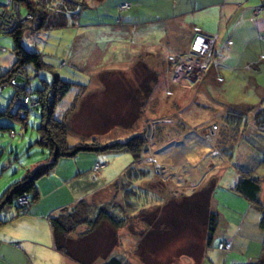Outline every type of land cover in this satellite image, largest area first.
Returning a JSON list of instances; mask_svg holds the SVG:
<instances>
[{"label":"rangeland","instance_id":"374dc122","mask_svg":"<svg viewBox=\"0 0 264 264\" xmlns=\"http://www.w3.org/2000/svg\"><path fill=\"white\" fill-rule=\"evenodd\" d=\"M108 1L101 3V6L108 5ZM162 4L163 0H157L154 11L157 10L156 13L158 15L162 12L158 6ZM125 6V4L121 5L120 9ZM134 6L133 4L132 7ZM115 9L118 14V5H115ZM25 11L26 9L22 7L23 16ZM99 11H103V7H99ZM138 13L145 15L150 12L140 9ZM97 14L98 10L96 9L89 11L83 15L77 27L68 30L41 31L34 35L27 30V33L20 40L21 45L28 52L37 51L41 53V58L45 63L49 64L50 71L46 69L36 70L32 64H28L25 65V69H18V71L12 72L9 80H15L17 85L8 84L9 81L0 83V88L3 85L6 86L0 93V110H12L13 114H16L17 111L22 113V107L16 106L15 100L18 97H32L34 90L43 88L42 80L45 79L50 82L54 73H58L61 78L67 81H75L82 84L92 81L88 88L85 89L86 93L89 91L82 106V111L85 115L80 113V117L73 119L74 127L72 132L75 135H73L74 138L68 137V140L74 141V143L87 141V139L89 141L94 139L99 143L123 142L133 134H136L137 128L146 131L145 136L148 139V148L140 165L147 166L149 178L154 181L152 185L157 189L158 196L162 198V201L151 211L154 214H159L158 220H160L161 226H168L166 221L172 226V230L161 233L163 240L161 242L170 244L173 249L172 251L161 253L163 255L161 257L175 259L180 254L179 251L189 253L190 250L193 251L192 248L201 243L205 233V208L200 203L183 201L174 192L189 194L190 191H198L200 189L196 183H202L201 187H203L209 181H212L213 188L215 185L212 193L218 203L217 212L221 218L212 246L209 249V259L214 260L216 264H228L233 255L232 253L241 255L243 252L244 255H253L254 245L260 246L262 238L261 235L259 240H256L259 228H255V225H253L255 222L253 213L258 216V225L261 214L257 209L254 210L253 208L248 211V202L235 192L232 186L237 167L251 163L256 155H262L261 152L264 153V134L256 132L252 124H247L244 133L235 134L223 126L222 115L224 116L231 110L235 111L232 104L246 102L254 105L259 102L260 99L256 98V92L252 91V89L255 90L254 87L244 79H241L243 73L253 76L254 71L251 69L239 71L235 68L230 72L223 67L217 69L219 75L216 74L210 77L211 73L208 70L207 80L198 85L199 80L205 76L207 65L211 61L210 52H208L206 56L198 57L200 61L202 59L206 60L205 67L202 68L201 64L200 70L197 69L195 76L186 73L185 76L180 78H188L193 82L198 81L197 85L187 81L180 84V79L174 82L171 75L170 80H168V74L158 72L161 77L154 73V76L152 75L153 83L148 88L145 86L142 77L144 74H141L144 67L140 71L137 68L134 70L136 61L125 63L123 59L126 58H123L118 51L111 54V59L108 54H105L101 61H98L97 57L92 58L99 50L109 52L108 46L101 44L87 45L77 57V64L85 55V58H90L89 63H95V66L90 67L91 65L85 63L82 68L78 67L77 69L71 61V57L77 49L74 40L82 36V32L85 30L95 29V24L98 23L96 22ZM187 16L191 17L190 21L192 22L193 16L191 14ZM30 19L31 16L28 15L27 18L21 21L20 25L28 23ZM87 21L94 25L87 28ZM200 21L209 25L212 29L210 34L215 35L219 25L218 20L216 25L210 16L202 18ZM159 22L148 23L149 28L144 27L145 24L138 26L139 30L146 32L145 41L151 43L159 42V36L162 35L163 30L161 29L163 22ZM149 29L155 30L157 34H151ZM69 30H72V32ZM14 31L12 30L7 34L0 33V76L10 70L15 58L12 51L13 36L11 35ZM73 33L76 38L72 39ZM142 35L145 36L144 33ZM207 38L214 39L212 41L213 46L216 36H207ZM88 40V44L93 42V39ZM122 43L124 46L118 47L119 51H123L125 48L130 50L131 40H126ZM175 45L173 44V46ZM223 45L227 48L226 38ZM169 48L172 51L171 54H180L175 61L167 59L166 55L165 60L171 61L169 70L170 68L174 70L176 65L183 63V61L191 60L195 55L190 51L189 47L184 52L175 51L171 46ZM229 54L228 58L222 60L224 65H229L228 60L235 58L234 54ZM165 60H158L157 64L160 67V71L162 68H167L164 64L169 65ZM113 61L118 62L116 64V62L112 63ZM140 62L143 63L141 60ZM86 67L90 69L87 70ZM123 67L127 69H121ZM99 73L101 76H99ZM123 74H125L126 78ZM163 74H165V80H163ZM218 76L221 77L220 80L217 79ZM28 77L30 81H28ZM141 77L142 80H140ZM134 80L137 81H135V84L144 83V85L139 86L140 92L136 93L138 97L140 96L139 99L143 101L139 102V104L137 102L139 109H137L136 118H134L135 113L132 105L135 94L134 90L131 91L136 88V85L133 84ZM154 81L157 82L156 85H154ZM149 89L151 90L150 93ZM77 91L76 88L75 91L71 89L58 103L56 115L60 116L69 107ZM147 93L148 96L146 97ZM37 97H32L33 102L28 98V105L36 103L33 106L36 107L39 102ZM77 97L78 99H75V107L82 100L80 95ZM8 104L10 105L8 106ZM127 105L129 106L127 107ZM134 105H136V102ZM14 107L20 108L16 109ZM208 107L211 108L208 109ZM247 116L250 117L252 115L249 112ZM39 123V115L35 110L28 112L26 125L16 117L7 115L0 117V127H6L5 129L0 128V200L14 182L23 178L27 170L34 168L37 162H39L38 164L46 163L45 160L49 158V151L36 143L38 139L36 128ZM213 123L218 125L215 131L211 127ZM8 128L14 130V137H10ZM212 131L213 135L211 134ZM259 133L263 136L259 135ZM208 135H211L210 139ZM91 136H93V139H90ZM176 141H178L177 144H175ZM225 146L231 149V156L218 152L219 148L222 149ZM97 154H101L98 161L101 166L98 169L103 170L106 167L105 173L108 175L107 178H109L107 183L113 180V176L120 175L132 161L131 155L126 152L94 153L95 156ZM71 159L73 160L74 158ZM102 160L106 162L104 165ZM93 170L95 169L93 168ZM172 172L174 175H172ZM171 178L175 179L176 182L174 186L171 184V187L168 188L166 185L170 183H167V180H171ZM121 188H123V185L120 183L114 185L113 188L111 187V191L115 192V196L111 197L110 201H113V203L115 200L121 201L119 193ZM101 197L103 196L98 195V200H102ZM5 206L9 211L16 213L14 201ZM146 211L141 210L134 217H127L128 223L125 225L129 229H124L127 232H139L144 229L143 217L149 218L148 216L153 215V213L145 215V213H149ZM242 220L243 224L239 228ZM108 228V225L105 226L102 229L103 233H108L110 231ZM238 229L239 232H237ZM236 235L237 238L233 242V238ZM161 237L159 236L158 238L161 240ZM132 240V237H127L126 242L130 243ZM224 240H232V242L230 241L231 248L228 252L224 251L226 249L222 250L215 246L217 242ZM100 241L104 242V239L103 241L100 239ZM249 244L251 247L247 253L245 250ZM183 247L187 248V250L182 251ZM238 258L244 260L241 256ZM207 264L213 263L207 261Z\"/></svg>","mask_w":264,"mask_h":264},{"label":"crops","instance_id":"0c3cea01","mask_svg":"<svg viewBox=\"0 0 264 264\" xmlns=\"http://www.w3.org/2000/svg\"><path fill=\"white\" fill-rule=\"evenodd\" d=\"M105 2H107V0H83L73 4L72 7H75L74 11L79 13V18L72 27L61 29L68 30L77 27L83 15L93 9L98 10L96 19L98 23L95 24V29L90 31L87 29L82 32V36L77 38L74 33L72 34V39L74 37L76 38L74 42H76L77 49L72 55L71 61L77 69L78 67L82 68L85 63L91 65L90 67L95 66V63H89L90 58H85V55L77 64V57L87 45L101 44L108 46L107 49L109 52L99 50L98 53H95L92 58L97 57L98 61H101L105 54H108L111 59V54L117 53V51L123 58H126L123 59L125 63L143 61L148 67L147 70L143 68V72H141V74H144L142 77L146 87H150L153 83L150 70L153 76L155 73L159 75V77H161V75L158 72H164L168 74V80H170V65L161 62L167 68H162L160 71V67L157 64L158 60L166 59L170 46L173 50L178 52L186 51L194 34L193 28L196 27L198 31L205 36H216L210 50L211 61L207 65L205 76L199 80L198 85L207 80L209 71L211 77L216 74L219 75L217 69L223 67L230 72L235 68L239 71L251 69L254 71L253 76L243 73L241 79H244L254 87L255 90L252 89V91L256 92V98L260 100L264 98V0H163V4L158 6L162 11L159 15L156 13L157 10L154 11L157 0H109L107 3L108 5L101 6V3ZM123 3H130L131 9L118 10L117 14L115 5ZM133 4L135 5L134 7H132ZM99 7H103V11H99ZM140 9H144L150 13L142 15V13H138ZM189 14L193 16L192 22L190 21L191 17L189 18L187 16ZM208 16L213 18L215 25L218 20L219 25L215 35L210 34L212 29L209 25L200 21V19L205 17L208 18ZM156 21H160L159 23L163 22L161 25V29L163 30L162 35L159 36V42L151 43L145 41L146 32L139 30L138 26L145 24L144 27L149 28L147 24ZM92 25L94 24L87 21V28ZM69 31L72 32V30ZM39 32L40 31L37 33ZM149 32L153 35L157 34L153 29H149ZM142 33H144L145 36H143ZM34 34L36 33H33V35ZM225 38L227 48L223 45ZM88 39H93V42L88 44ZM126 40H131L130 50L125 48L123 51H119L118 47H123L124 44L122 42ZM173 44L176 45L173 46ZM229 53L234 54L235 58L228 60L229 65H224L222 60L228 58L230 55ZM213 61H215V63H213ZM114 62L117 64L118 61H113L112 63ZM167 64L169 63L167 62ZM111 65L115 66L113 64ZM115 67L120 68L119 66ZM89 69L87 68V70ZM121 69L127 68L123 67ZM55 74L59 79L67 81L61 78L58 73ZM165 74L162 75L164 78L163 80H165ZM99 76H101L100 73ZM123 76L125 77V74H123ZM142 77L140 80H142ZM217 79L220 80L221 77L218 76ZM184 81L193 82L188 78H182L180 79V84ZM68 82L74 84V88L71 89L75 91L76 88L78 91L75 95H80L82 99L75 108L76 114L70 118V124L73 128V119L80 117V113L84 114L82 106L89 94V91L86 93L85 89L88 88L92 81H88L85 84L75 81ZM197 82L193 83L197 85ZM144 83L135 84L134 82L133 84L140 86L144 85ZM156 84L157 82L154 81V85ZM171 84L174 85L173 83ZM138 90H140V87ZM138 90L136 92H138ZM133 101L135 103L136 99L134 98ZM233 105L252 104L238 102L232 104V106ZM204 108L207 107L205 106ZM210 108L211 107H208V109ZM223 112H225V110H223ZM135 115L137 117V114ZM212 125H214V123ZM137 129L136 134L143 131L139 130V128ZM72 131L73 130L70 131L68 137L74 138L73 135L75 134ZM90 139H93V137L91 136ZM69 142L74 143V141ZM177 143L178 141L175 142V144ZM94 153L96 152H82L76 154L74 157L59 158L53 169L36 182L38 197L28 205L26 214L18 215L17 212L9 211L6 206L1 210L0 218L5 222L0 225V264H81L66 257L54 247L49 217L57 215L60 209L71 207L81 199H85L89 203L93 201L104 203L115 196V192L111 191V187H114V182L123 174L126 168L120 175L113 176V180L107 183L109 178H107L108 175L105 173L106 167L103 170L93 171V165L100 160L99 155H101L97 154L95 156ZM71 158L74 159L72 160ZM260 159L263 161L264 156ZM257 161L259 162L260 160ZM38 163L39 162L35 165H40ZM104 163L106 162L103 161V165ZM256 163L255 161L252 164H247L254 173L261 171V168L257 169L259 164ZM36 166H34V168ZM172 175H174L173 172ZM259 175L263 179V173ZM234 176L235 182L237 179L236 172ZM153 182V179L149 178L139 184L144 192H141L142 194L135 198V203H137L141 209L150 208V210H154L159 203V198L161 197L158 196L157 189L152 185ZM175 182V179L171 178V180H167V183L170 184L166 186L170 188L171 184L174 186ZM174 193L176 194L177 192ZM98 195L103 196L101 197L102 200H98ZM260 199L264 206V180L261 181ZM248 206V211L250 208L256 210V208L249 203ZM253 220H255L253 224L255 228H259V234L256 240H259V237L262 235L260 241L261 245H254V250H252V252H254L253 255H244L243 252L241 255L232 253L233 255L228 264H258L259 260L264 264V234L258 225V216L254 213ZM242 224L243 220L239 228H241ZM124 228L128 227L125 225L123 228L116 231V244L109 249L107 253L108 244L103 242L97 243L95 240L90 243H83L78 246L79 248L76 245L74 247V251L76 252H74L75 255L80 260L91 259L90 264H104L107 257L109 258L114 254L126 258L127 262L123 264H207L206 258L208 257L209 259L208 254L212 242L208 245L206 241V232L204 233L201 243H198L197 246L192 248L193 251L190 250L191 252L189 251V253L179 251L180 254L175 259H167L161 256H163V252L172 251L173 246L161 242L163 241L161 233L167 232L164 226L155 229V232H152V238L149 239L145 236V238H142L138 231L127 232ZM237 232H239V229ZM159 236L161 240L158 238ZM127 237H132L133 240L127 243ZM236 238L237 235L233 238V242ZM230 241L232 242V240ZM250 247L249 244L245 252H249ZM183 248L182 251L187 250V248ZM197 252L202 253L200 257L197 255ZM240 256L243 257L244 260L238 258ZM209 262L216 264V262L211 259H209Z\"/></svg>","mask_w":264,"mask_h":264},{"label":"trees","instance_id":"16d2710c","mask_svg":"<svg viewBox=\"0 0 264 264\" xmlns=\"http://www.w3.org/2000/svg\"><path fill=\"white\" fill-rule=\"evenodd\" d=\"M21 8L26 9L25 14H29L31 19L28 23H22L18 25L11 35L13 36V48L14 61L12 67L9 71L0 76L1 82H8L11 73L18 71V69H25V65L32 64L36 70L46 69L49 70V64L45 63L41 58V53L35 51L33 53L28 52L22 45L21 39L24 34L27 33V30L33 33L38 31H53L61 30L64 28L72 27L79 18V13L74 11L75 7H72L73 4L79 3L83 0H14ZM125 4L126 6L120 9V6ZM118 5V10L129 9L131 6L129 3H123ZM119 10V11H120ZM196 28V27H195ZM195 34V32H194ZM172 51L169 50L167 53V59L171 55ZM169 65L171 61H167ZM144 67L147 70V66L138 61L134 66V70L137 68L139 71ZM50 71V70H49ZM171 76L172 69L170 68ZM138 73V72H137ZM151 75H153L150 70ZM51 81L43 79V88L34 90L33 98L36 96L39 100L36 107L27 108L22 107V113L19 111L16 114H13L12 110H0L1 116L16 117L24 125L27 124L28 112L37 111L40 119V123L37 126L36 130L38 132V139L36 143L40 146L45 147L49 151V158L46 163H42L31 170H27L26 174L20 180L14 182L8 191L0 200V212L6 204L15 201L16 197L25 194H28L30 201L28 205L35 201L38 197L36 182L43 176L47 175L55 166L57 160L61 157H74L78 153L82 152H96V153H110V152H126L129 153L132 157L131 163L127 166L123 174L116 179L113 186L116 184L123 185V188L119 189L121 201L115 200L107 201L104 203H97L96 201L87 202L85 199H81L76 204L71 207H64L60 209L57 215L49 217V224L51 227L52 238L54 247L70 259H73L81 264H90V260L79 259L75 255L74 247L77 245L80 246L83 243H90L92 241H97V243H102L100 239L108 244V250L106 253L116 244V231L121 229L127 224V217H134L136 214H139L141 210H147L146 214H152L150 208L144 209L135 203V198L141 195L144 191L139 184L149 179V169L147 166L140 165V162L144 158L145 152L147 150L148 139L145 136L146 131H142L138 134H133L126 141H112L106 143H99L94 139L92 141H83L77 143H70L68 141V135L72 130L70 124V118L74 116L75 113V99H78V95H75L73 102L70 103L69 107L62 113L60 116L56 115V107L58 103L66 96V94L73 87V83L59 79V77L54 73L51 77ZM28 81H30L28 77ZM136 80L133 81V83ZM31 86V82H30ZM32 87V86H31ZM139 86L132 89L134 90L136 105H134V113L137 114V109H139V102H143L136 95V91ZM150 88V87H148ZM147 88V89H148ZM140 92V90H138ZM151 90L149 89V93ZM141 95V94H140ZM148 96V93L146 97ZM138 102V104H137ZM11 104V102H9ZM8 104V106L10 105ZM129 105H127L128 107ZM235 111L227 112L223 117V126L226 127L229 131L235 134L244 133L247 124L253 125L256 129V132L264 134V98H262L258 104L254 105H233ZM16 108V107H14ZM20 107H17L18 109ZM13 109V108H11ZM238 111V112H237ZM250 112L252 116L248 117L247 114ZM134 114V118L136 115ZM248 120L249 123H248ZM215 131L218 127L214 123L211 127H214ZM5 129L6 127H0ZM9 129L10 137H14L15 132L13 129ZM213 131L211 134L213 135ZM255 132V134H257ZM263 136L262 134H260ZM258 135V136H259ZM93 137V136H92ZM211 135H209V139ZM218 139V138H217ZM222 151V152H221ZM220 153L224 155L231 156V149L229 147L219 148ZM264 156V153L261 152ZM216 155V151H215ZM260 154L254 157L253 162L259 164L257 169L261 168L260 172L254 173L247 164L240 165L236 169L237 179L234 182L232 188L237 192L242 198H244L249 204L253 205L261 214L259 221V227L264 234V206L260 199L261 191V181L264 180V159L261 161ZM262 156V157H263ZM257 160H260L259 162ZM95 163L93 165V168ZM156 169L155 166H153ZM99 170V169H98ZM97 171V170H93ZM263 173V179L259 174ZM156 174V173H155ZM255 174V175H254ZM258 174V175H257ZM154 175V174H153ZM196 183V182H194ZM193 183V184H194ZM200 188L198 191H190L189 194H178L176 195L185 202L190 203H200L205 208V232H206V241L208 245L213 241V236L219 225L220 216L218 214V203L213 197L212 181H209L206 185L201 187L202 183H196ZM142 192V193H141ZM169 196V195H168ZM172 196V195H171ZM162 198H159V203L162 201ZM27 206L24 207L23 211L20 213L16 207V212L18 215H24L27 213ZM207 209V210H206ZM149 218L143 217L142 222L145 224V228L139 231V234L142 238H152V234L155 232V229H159L161 223L159 224V214L153 213V215L148 216ZM5 221L0 218V225ZM168 226H164L166 230H172V226L166 221ZM108 225L110 231L108 233H103V228ZM153 232V233H152ZM145 236V237H144ZM229 241L230 240H224ZM220 242V241H219ZM217 242V243H219ZM217 243L215 246L218 248ZM212 245H210L211 247ZM79 248V247H78ZM231 248V242H230ZM229 248V249H230ZM264 248V242H263ZM229 249L224 250L226 252ZM75 252V253H74ZM196 253V252H195ZM201 252H197V255L200 257ZM125 260V261H124ZM209 262L208 257L206 262ZM126 263V258L121 255H111L104 264H123ZM258 264H262V261L259 260Z\"/></svg>","mask_w":264,"mask_h":264},{"label":"built area","instance_id":"2783aa9c","mask_svg":"<svg viewBox=\"0 0 264 264\" xmlns=\"http://www.w3.org/2000/svg\"><path fill=\"white\" fill-rule=\"evenodd\" d=\"M28 15L29 14H25L24 16L21 15L20 6L14 0H0V33L7 34L8 32L14 30L21 23L23 19L28 17ZM194 29H195V34L192 37L189 49L195 55L191 60L187 62L183 61V63L176 65L174 70L172 69L173 72L171 78L174 82L178 81L181 77L185 76L186 73H190V75L193 74L195 76L197 69L200 70V65L202 64V68L205 67L206 65V60L202 59V61H200L198 57L206 56L208 52H210L212 47V41L214 39L207 38V36L200 34L197 31L198 29L196 28ZM178 55L180 54L178 53L171 54L169 55L168 58L170 60L175 61ZM8 84L17 85L15 80L13 79L9 80ZM5 87L6 86L3 85L0 88V93ZM28 98L33 102L32 97L25 96V97H18L14 103L16 106L32 108L36 103L33 105H28L29 104ZM213 128H215V126ZM100 166L101 165L98 162H96L94 169L98 170ZM29 201H30L29 195L24 193L23 195L16 197L14 202L19 212L21 213L24 207L28 205ZM217 246L219 249L227 250L230 248V242L220 241L219 243H217Z\"/></svg>","mask_w":264,"mask_h":264},{"label":"clouds","instance_id":"9594fccd","mask_svg":"<svg viewBox=\"0 0 264 264\" xmlns=\"http://www.w3.org/2000/svg\"><path fill=\"white\" fill-rule=\"evenodd\" d=\"M197 29V28H196ZM199 32V31H198ZM200 33V32H199ZM201 34V33H200ZM194 35V34H193ZM203 35V34H202ZM205 36V35H204ZM193 37V36H192ZM192 40V39H191ZM191 42V41H190Z\"/></svg>","mask_w":264,"mask_h":264}]
</instances>
